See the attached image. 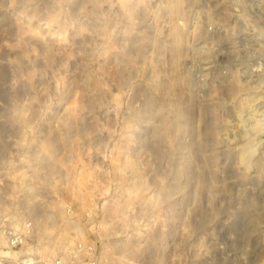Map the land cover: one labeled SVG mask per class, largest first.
Returning <instances> with one entry per match:
<instances>
[{
  "label": "rangeland",
  "instance_id": "1",
  "mask_svg": "<svg viewBox=\"0 0 264 264\" xmlns=\"http://www.w3.org/2000/svg\"><path fill=\"white\" fill-rule=\"evenodd\" d=\"M221 4L0 0V201L102 264H264L263 94L190 71Z\"/></svg>",
  "mask_w": 264,
  "mask_h": 264
},
{
  "label": "built area",
  "instance_id": "2",
  "mask_svg": "<svg viewBox=\"0 0 264 264\" xmlns=\"http://www.w3.org/2000/svg\"><path fill=\"white\" fill-rule=\"evenodd\" d=\"M263 1L222 0L215 17H208L207 24L204 26L202 22L200 29L206 32L212 30L216 42L201 57V67L198 68V63L192 64L190 71L196 72L195 76L191 73L196 80L199 79V71H202L198 69L204 71L209 67L216 78L226 77V80L220 81V96L249 97L263 94V100L258 102V108L255 109L263 108L259 117L264 128ZM223 2L228 3L227 7ZM192 19L193 26L200 28V23L195 22L197 18ZM188 24L190 29V20ZM201 42L198 38L195 43L199 45L198 48H203L198 44ZM203 71L201 75L204 79L201 78V82L204 83L208 77ZM262 101L263 105H260ZM37 207L40 211L39 204ZM65 209L69 215L73 214L70 204H66ZM27 214L20 203L0 201V264H102V250L96 240L80 237L71 249L59 250L53 241L43 237L41 221L36 219L37 211Z\"/></svg>",
  "mask_w": 264,
  "mask_h": 264
},
{
  "label": "bare ground",
  "instance_id": "3",
  "mask_svg": "<svg viewBox=\"0 0 264 264\" xmlns=\"http://www.w3.org/2000/svg\"><path fill=\"white\" fill-rule=\"evenodd\" d=\"M263 130V129H262ZM259 133H260V131H259ZM263 135H264V131H263ZM261 136V135H260ZM261 137H263V136H261ZM263 139V138H262ZM256 154V153H255ZM237 159V158H236ZM238 162V161H237ZM23 209L24 210H27V213L29 214H32L33 213V211H37V209H36V206L34 205V206H31V207H29V205H23ZM45 210V209H44ZM43 210V213H39L38 211H37V215H36V219H37V221H41V219H42V221H43V215H46L47 216V213H45V211ZM27 214V215H28ZM46 216H44L45 218H47Z\"/></svg>",
  "mask_w": 264,
  "mask_h": 264
}]
</instances>
